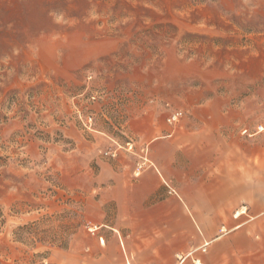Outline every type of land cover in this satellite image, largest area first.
Here are the masks:
<instances>
[{
	"label": "rangeland",
	"instance_id": "374dc122",
	"mask_svg": "<svg viewBox=\"0 0 264 264\" xmlns=\"http://www.w3.org/2000/svg\"><path fill=\"white\" fill-rule=\"evenodd\" d=\"M194 134L264 156V0H0V264H89L116 173ZM45 216L66 247L15 240Z\"/></svg>",
	"mask_w": 264,
	"mask_h": 264
},
{
	"label": "crops",
	"instance_id": "0c3cea01",
	"mask_svg": "<svg viewBox=\"0 0 264 264\" xmlns=\"http://www.w3.org/2000/svg\"><path fill=\"white\" fill-rule=\"evenodd\" d=\"M152 143L139 175L106 188L115 223L89 264H264L263 154L217 135Z\"/></svg>",
	"mask_w": 264,
	"mask_h": 264
},
{
	"label": "trees",
	"instance_id": "16d2710c",
	"mask_svg": "<svg viewBox=\"0 0 264 264\" xmlns=\"http://www.w3.org/2000/svg\"><path fill=\"white\" fill-rule=\"evenodd\" d=\"M51 218L52 216H45L38 221L17 226L13 231L15 240L29 244L33 247H36L37 244H50L66 247L69 242L68 237L61 234L59 231V225H51ZM36 256L42 257L39 264H53L45 263L44 258L46 257L43 254H38Z\"/></svg>",
	"mask_w": 264,
	"mask_h": 264
},
{
	"label": "built area",
	"instance_id": "2783aa9c",
	"mask_svg": "<svg viewBox=\"0 0 264 264\" xmlns=\"http://www.w3.org/2000/svg\"><path fill=\"white\" fill-rule=\"evenodd\" d=\"M182 114H183V112L182 111H175V112H173L169 117H168V122L169 123H176V122H178L180 119H181V117H182ZM89 120H91V117L89 118ZM108 154L110 153L112 156H116V152H107ZM142 168H143V165H139L138 166V169H137V171H136V175H139L140 174V172H141V170H142ZM98 229L99 227L98 226H95V228L94 229ZM196 264H201V263H199L198 261H196Z\"/></svg>",
	"mask_w": 264,
	"mask_h": 264
},
{
	"label": "bare ground",
	"instance_id": "6f19581e",
	"mask_svg": "<svg viewBox=\"0 0 264 264\" xmlns=\"http://www.w3.org/2000/svg\"><path fill=\"white\" fill-rule=\"evenodd\" d=\"M242 213H244V210L240 211V212L238 213V215H240V214H242Z\"/></svg>",
	"mask_w": 264,
	"mask_h": 264
}]
</instances>
